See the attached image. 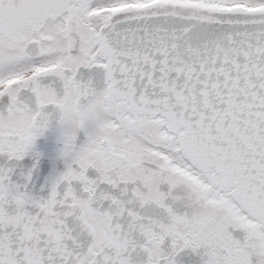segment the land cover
<instances>
[{
    "label": "snow or ice",
    "instance_id": "1",
    "mask_svg": "<svg viewBox=\"0 0 264 264\" xmlns=\"http://www.w3.org/2000/svg\"><path fill=\"white\" fill-rule=\"evenodd\" d=\"M0 264H264V0H0Z\"/></svg>",
    "mask_w": 264,
    "mask_h": 264
}]
</instances>
